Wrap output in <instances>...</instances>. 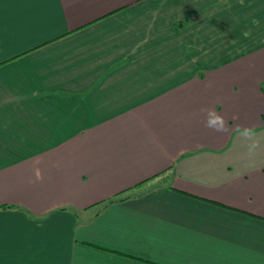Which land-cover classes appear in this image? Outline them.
I'll return each mask as SVG.
<instances>
[{"label":"crops","instance_id":"obj_1","mask_svg":"<svg viewBox=\"0 0 264 264\" xmlns=\"http://www.w3.org/2000/svg\"><path fill=\"white\" fill-rule=\"evenodd\" d=\"M0 264H264V0H0Z\"/></svg>","mask_w":264,"mask_h":264},{"label":"clouds","instance_id":"obj_2","mask_svg":"<svg viewBox=\"0 0 264 264\" xmlns=\"http://www.w3.org/2000/svg\"><path fill=\"white\" fill-rule=\"evenodd\" d=\"M213 115H215V120H211L209 122L206 123V127H209V128H212L214 131H221L222 130V127H223V124H224V120H223V117L219 116L218 114H215L214 112L212 113ZM219 121L221 126L220 128H217L216 127V122ZM251 132L250 130H245L244 132V135H250Z\"/></svg>","mask_w":264,"mask_h":264}]
</instances>
